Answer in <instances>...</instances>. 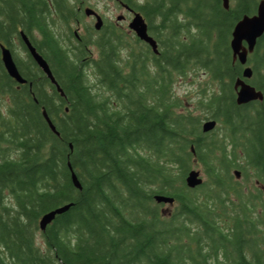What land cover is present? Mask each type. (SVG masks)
<instances>
[{"label": "trees", "instance_id": "16d2710c", "mask_svg": "<svg viewBox=\"0 0 264 264\" xmlns=\"http://www.w3.org/2000/svg\"><path fill=\"white\" fill-rule=\"evenodd\" d=\"M121 1L145 17L158 54L112 22L94 33L86 23L76 39L78 0H0V264H264V99L237 102L246 65L231 48L259 0ZM1 44L26 83L8 73ZM247 65L264 93V35ZM189 76L198 97L182 111L174 86ZM195 110L220 126L204 132ZM195 163L206 179L191 188ZM156 194L175 198L170 216ZM67 204L39 244L41 217Z\"/></svg>", "mask_w": 264, "mask_h": 264}, {"label": "water", "instance_id": "95a60500", "mask_svg": "<svg viewBox=\"0 0 264 264\" xmlns=\"http://www.w3.org/2000/svg\"><path fill=\"white\" fill-rule=\"evenodd\" d=\"M225 8L229 9L231 7V0H223ZM123 5L133 12V17L129 22V27L133 30L136 35L146 43H148L155 53H159V44L156 38L150 34L149 25L145 17L141 12L134 10L127 4ZM86 14L90 15L92 13H97L92 7L85 8ZM123 16H119V19H122ZM103 25V19L101 16H98L95 23L96 29H101ZM22 40L24 41L29 53L33 59L37 62L39 67L47 74L51 82L56 86L58 91L65 95L64 90L61 88L58 83L54 73L51 69V66L47 59L38 51L37 47L33 44L30 37L21 30L20 32ZM264 35V0H259L257 11L254 14H245L235 25L232 31L231 38V48L233 51L234 59H238L243 65H246L243 70V77H238L235 81L234 88L237 95V102L239 104H247L256 100H263L264 93L262 90L257 89L252 83L246 79H250L253 76V68L250 65H247L249 54L254 52L255 47L258 43L259 38ZM2 50V60L5 64V67L8 73L15 78L20 83H26L27 79L20 73L17 63L14 59L11 49L4 44H1ZM43 114L48 122L52 131L57 135H60L59 130L57 129L55 123L52 121L45 108H43ZM218 121L216 119H208L202 124L203 131L208 132L216 128ZM70 165V164H69ZM235 174L239 177L241 175L239 170L235 171ZM73 182L76 186L81 188L80 181L76 173L72 170ZM204 178L200 170L192 169L186 176V183L189 187L195 188L204 183ZM155 199L160 203H169L173 204L175 198L170 195L165 194H156ZM71 205L67 204L56 209H53L49 212H46L40 220L41 230H45L47 225L50 224L54 218L67 210Z\"/></svg>", "mask_w": 264, "mask_h": 264}, {"label": "rangeland", "instance_id": "374dc122", "mask_svg": "<svg viewBox=\"0 0 264 264\" xmlns=\"http://www.w3.org/2000/svg\"><path fill=\"white\" fill-rule=\"evenodd\" d=\"M88 6H91L95 9H97L99 12L104 13L105 16H107V18L109 20H114L117 21V16L123 14L124 16H126V19H120V24H122V27L125 29L126 32H131L128 24L130 22V20L132 19L133 14H131L128 10H126L125 8L121 7L119 4H117L114 0H89V4ZM84 21H83V25L84 24H93L94 25V20L93 19H88L87 17H83ZM77 27V24H73V28ZM76 29V28H75ZM17 52L20 55V57H22L23 59H27V53L25 50H23L20 47V44L18 43L17 45ZM95 52L94 57L98 54V51L95 50V48L93 49ZM252 65V64H250ZM205 75V74H203ZM203 75L200 76V79H203ZM174 91L177 93V96L182 98L183 104L184 106L181 108V110L183 111L186 108L192 107L191 101L194 98H197L198 96H195V91H196V84L193 82V77L189 76L187 78L184 77H180L176 80L175 82V86H174ZM196 115H200L201 114V119L202 122H204L206 119V115L207 113L201 112L200 110H195L194 111ZM219 123V122H218ZM220 125V123H219ZM218 125V126H219ZM193 169H197L201 171V174L203 176V178L206 179L205 173L202 169V167L195 163L193 165ZM252 176V175H251ZM250 177V176H249ZM249 177H245L242 181H244V183L247 184V181L249 180V186L251 187L254 183L251 182ZM237 178H240L237 177ZM249 178V179H248ZM255 181V180H254ZM258 185V187L264 189V185L261 183L256 184ZM254 186V185H253ZM161 210H164L165 215L170 216L173 209H174V203L173 204H169V203H164L162 205H160ZM41 229L39 228V230L37 231V238H38V243L42 244V239H41Z\"/></svg>", "mask_w": 264, "mask_h": 264}, {"label": "flooded vegetation", "instance_id": "af4514ba", "mask_svg": "<svg viewBox=\"0 0 264 264\" xmlns=\"http://www.w3.org/2000/svg\"><path fill=\"white\" fill-rule=\"evenodd\" d=\"M79 2H78V5H79V8H81V9H83V11H84V13H85V17H87L88 19H93L94 20V25L93 24H89L90 26H91V29H90V32L91 33H94L93 32V29L95 30L96 28H95V23H96V21H97V18H98V16H101L102 17V19H103V25H102V27H104L105 25H107L109 22H112V23H115L116 24V26H118V27H120L121 29L123 28L122 27V24H120V19H119V16H123L122 17V19H126V16H124L123 14H121V15H119V16H117V21H114V20H109L108 18H107V16H105L104 15V13H101V12H99L97 9H95V8H93V9H95L96 10V14L95 13H92V14H90V15H88V14H86V12H85V8L86 7H91V6H88V4H89V0H78ZM117 4H119L121 7H123V8H125L126 10H128L131 14H133V12H131V10H129L128 8H126L124 5H123V3H122V1L121 0H114ZM133 17V16H132ZM83 21H84V19L82 20V21H78V22H76L75 24H77V27H75V28H73V25H72V32H73V34H74V36H75V38L76 39H79V40H82V37L83 38H86L88 35H89V33H87L86 32V29H85V26L83 25ZM128 26H129V24H128ZM101 27V28H102ZM123 30L125 31V29L123 28ZM131 30V29H130ZM126 32V31H125ZM131 32H134L133 30H131ZM127 33V32H126ZM135 33V32H134ZM15 79V78H14ZM16 80V79H15ZM17 81V80H16ZM18 82V81H17ZM20 83V82H19ZM22 84H24V83H22ZM220 126V125H219Z\"/></svg>", "mask_w": 264, "mask_h": 264}]
</instances>
